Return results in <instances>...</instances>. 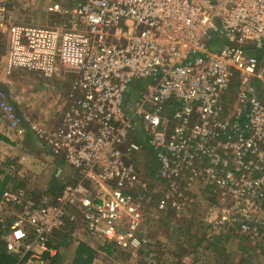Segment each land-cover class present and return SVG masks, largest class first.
I'll return each instance as SVG.
<instances>
[{
    "label": "built area",
    "instance_id": "1",
    "mask_svg": "<svg viewBox=\"0 0 264 264\" xmlns=\"http://www.w3.org/2000/svg\"><path fill=\"white\" fill-rule=\"evenodd\" d=\"M8 5L0 0V24H10L5 73L65 79L55 125L34 129L55 177L63 162L78 176L54 196L4 190L0 211H18L3 235L16 264H52L49 242L70 226L136 254L147 243L140 140L173 191L171 179L185 173L189 185L200 175L216 191L264 193V0H52L51 25L13 23ZM0 113L24 131L1 86Z\"/></svg>",
    "mask_w": 264,
    "mask_h": 264
},
{
    "label": "rangeland",
    "instance_id": "2",
    "mask_svg": "<svg viewBox=\"0 0 264 264\" xmlns=\"http://www.w3.org/2000/svg\"><path fill=\"white\" fill-rule=\"evenodd\" d=\"M50 1L9 0L12 22L51 25L55 19L46 13ZM56 1L64 4L76 2ZM7 25L10 24H0V86L3 88H6L2 85L4 77L8 76L4 73L9 42ZM34 76L38 80L26 83L33 86L38 84V93L36 97L34 95L35 99H39L38 127H51L59 117L57 109L68 86L63 77L45 80L38 74ZM32 131L38 138L30 140L33 154L38 155L37 160H33L37 167L19 174L18 163L14 162V171L11 172L14 178L9 188H25L37 197L54 196L60 192L57 180L75 183L78 176L63 162V177H56L55 180L56 164L52 152L39 139L37 130L33 128ZM140 142V151L134 156L140 179L136 194L144 215L139 234L147 238V243L136 254L112 245L111 255L107 256L100 251L102 255L98 256L99 264H193V261L194 264H264V193L248 190L238 191L237 194L219 189L216 191V184L208 183L200 175L194 176L189 185L185 173L171 179L180 185L178 191H173L171 181L158 175L162 166L156 151L145 140ZM196 165L200 167L198 162ZM6 167V163L0 165L2 170ZM16 212L12 206L4 207L0 211V219L8 225ZM243 225H247L246 230L242 228ZM85 233L81 226H70L54 234L53 243L63 264H73L74 252L80 241L92 247L101 244L97 238H88L89 235ZM218 235L224 239L218 244V250L214 246L207 249L206 241L197 245L202 238L212 239ZM187 250L194 253L188 254Z\"/></svg>",
    "mask_w": 264,
    "mask_h": 264
},
{
    "label": "crops",
    "instance_id": "3",
    "mask_svg": "<svg viewBox=\"0 0 264 264\" xmlns=\"http://www.w3.org/2000/svg\"><path fill=\"white\" fill-rule=\"evenodd\" d=\"M34 75H36V73L15 70L12 75L5 76L3 80L4 83H2V85L6 87L5 89L8 92L10 91V98L16 104L17 109L21 111L20 113L23 115L25 122L23 125L24 131L19 133L11 130L8 127V122L0 115V136L6 138H0V165L3 166L5 163L9 165L16 162L19 166V174H22L24 171H32L34 167H37V165L33 164V160H37L38 155L36 156L33 154L32 150L34 149L31 148L30 140H38L35 133L32 131L34 127L37 128L39 126V99L34 98V95L36 97V93H38L36 91L38 84L33 86L32 84L27 85L26 83H31L34 79L38 80ZM5 170L10 173L14 171L7 167ZM88 238L92 237L88 236ZM93 247L98 249L99 245ZM103 254L108 256L106 253ZM99 255H102L100 251L92 264H99L97 262Z\"/></svg>",
    "mask_w": 264,
    "mask_h": 264
},
{
    "label": "trees",
    "instance_id": "4",
    "mask_svg": "<svg viewBox=\"0 0 264 264\" xmlns=\"http://www.w3.org/2000/svg\"><path fill=\"white\" fill-rule=\"evenodd\" d=\"M2 136H0L1 138ZM3 138V137H2ZM6 139V138H3ZM61 163V162H60ZM14 176L8 172H5V170L0 169V198L1 195L3 194L4 190L7 189L10 186L11 181L13 180ZM55 180H57L56 177H54ZM66 181L64 180H57L56 184H58V188L60 191H62L66 185ZM58 194V193H57ZM14 220V218H13ZM10 221L8 222V225H5L2 220L0 219V264H16L17 263V257L8 253L6 249V243L5 240L3 239L4 233L7 231L9 228L10 224L13 222ZM213 240V241H212ZM202 241H206L207 244V249H211L210 246H214L218 250V244L224 241L222 236H214L212 239H204L202 238L200 242L197 245H201ZM50 246H55L53 243V240L49 242ZM115 245L114 242L110 243H105L101 244L98 249L93 248L92 246L86 244L85 242L80 241L75 249L74 252V257L72 260L73 264H92L95 259L97 258V255L99 251H103L108 255H111L113 253V246ZM222 251H225V249H222ZM194 253V251L187 250L186 253ZM52 264H63L60 260V254H57L56 257L53 258ZM195 263V261H194Z\"/></svg>",
    "mask_w": 264,
    "mask_h": 264
}]
</instances>
